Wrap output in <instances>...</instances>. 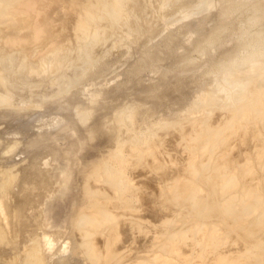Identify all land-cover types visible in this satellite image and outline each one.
Masks as SVG:
<instances>
[{
  "label": "rangeland",
  "instance_id": "obj_1",
  "mask_svg": "<svg viewBox=\"0 0 264 264\" xmlns=\"http://www.w3.org/2000/svg\"><path fill=\"white\" fill-rule=\"evenodd\" d=\"M70 1L71 0L39 1V3H42V8H48L50 15L52 14L51 16L54 17L58 10L60 14L58 15L60 17L62 14L65 15L67 19L65 28L59 33L58 37H52L48 43L46 41L41 42L34 50L24 49L25 55L22 54L23 50L20 51L5 44L2 40V33L0 34V58L3 61L1 62L2 66L0 63V183L3 184V190L0 192V207L4 210L2 212L7 214L4 215L5 217H10L12 215V218L14 217V219L11 217V219H8L9 217L5 219L4 217L3 220L5 221L2 220L3 225L7 228L6 231H8V234L6 232V235L8 239H10L8 242H10L7 243V245L3 244L6 247L2 246L1 248L0 245V261H3L4 264L6 262H9L8 264H23V258L29 245H34L39 247V252H44L42 255L44 259H46L44 260L46 264H66L64 263L66 261L68 262L67 264H89L87 260L84 258V260L82 259V255H75V248L79 250V247H76L79 245H76L79 241L75 242V237H78L76 236L78 234L76 233L75 227H73V222L75 217L79 215V212L86 207L85 204L87 201L84 198L86 194L83 191L84 186L86 184L97 185V181H95L97 179L103 180L98 183V185L103 186V188L105 187L106 189L104 190H108V195L112 193V199L107 205V207H111L110 210H113L112 212L116 211L114 212L116 214L120 209L123 211H131L132 209L133 211H141V216L138 212L136 216L135 212V214L130 213L131 215H129L128 211H122L123 214L121 212L119 216L117 215V217L126 218H120L122 222L129 220L130 216H132L131 218H134V216L138 218L140 216V221H146L143 222L144 224H140L139 232L133 231L139 234L137 237L140 239L134 238L136 242L138 241L137 243L134 242L132 237V230L135 229H131V233L128 235L129 229L126 228V230L128 229L126 232L125 227H123L126 232L124 237L127 238L129 236L128 238L133 243L131 244V242L125 240V238L124 240L122 238L119 240L120 242L116 245L118 246L116 248L121 252L119 250L116 251L121 256L113 260L115 264H117V262L118 264H128L129 262V264H136L139 261H144V264H146L151 255H153V246H159L160 244H162V247L165 246L162 238H165V232L163 236V231L158 230V228L163 230L172 229V232L179 231L186 233L189 231L190 233L187 232L185 234L188 239L185 238L186 240L184 241H189L188 245L187 243H181L184 239L181 241L178 240L180 241L179 244L181 248L184 246L186 247L185 250L189 248V251H186L187 253L190 252L189 254L197 252L196 250L198 249L200 251L202 244L196 246V244H200L197 241L199 234H201L200 238L202 236V233H198L203 229L200 225L205 227L209 225L208 223L213 224L217 223L218 219L219 221L222 220L221 214L219 215L220 217H215L213 216L214 213L210 212L214 220L215 218L217 220L213 221V223L209 222L211 221V217L210 215L208 216L209 213L207 214L206 211L209 212L210 210H206V216L203 214L202 218H209L206 220L204 219L203 221L206 222L203 223V221H201V216L197 212L194 213L189 211L190 209L194 211L196 206H200L197 205V203L201 204L204 199L202 196L204 195V191L207 189V186L212 183L213 176H210L212 173L209 174L208 171H210V169L206 168V166L210 167L208 163L211 162V159H209V161L207 159L208 154H206V160L202 159L204 162L207 161V164L203 162L199 163V175L197 179L199 190L196 193V197L199 199H186V202L191 201L190 203H186L184 199L186 198V193L184 191L183 195H181L182 193L180 194L183 197L179 195L180 197L177 198V202L176 200H172L170 203L173 202L172 206L174 209L172 208L170 209L171 212L170 210V213L168 212L171 216L169 215L166 219L167 224H165V226L167 225V228L162 225V221L168 214L165 212L168 211L167 206L169 205L170 207L171 204L160 200L162 199L160 196H162L163 193L162 197H164V200H170L169 197H166L168 195H165V193L167 194V190L164 186H168L170 181L173 180L175 176H179V174L181 179H187L185 176H187L189 172L187 168H184L185 166L187 167V165L183 162V159L185 160L191 157V152L202 150L200 148L197 150L196 146L193 145L189 148L185 138L181 139L185 135H180L179 131L181 132L187 124L189 127L187 126L182 133L185 131L186 134H189L192 131L187 132V128L194 129L192 127H195L194 130L198 128V133L193 131L192 134H187L186 140L189 141L192 139L190 138L192 135H197L202 132L205 133L206 130L204 129L207 128V125H209L208 123H210L209 127H213L215 123L221 124V121H224L227 116L226 110L230 112L228 108L232 106L231 103L233 101H239L237 100L238 98L234 100V97H228L229 99L226 100L229 93H226L221 87L225 84L226 79L229 81L231 79L228 78L241 79L244 75L249 74L258 78V84L256 85L260 90H263L264 60L257 59L256 61L255 57L258 58V56L255 55H259L258 53L260 52L264 54V0H123L121 2L124 3L119 4V7H114L111 10L108 8H98L94 12H91V16L96 19L95 21L98 23H93L94 19H92L89 22H92L91 24L96 26H92L90 23L87 24L84 31L86 35H82L84 38H87L86 44L83 43L84 41L81 39L83 38L82 36L76 37L72 32V17L74 21L76 12L75 10H71ZM108 1L112 2L113 0ZM3 3L4 1L0 0V28L2 25L4 26L5 20L10 15V12L7 13L3 11L4 8H1ZM83 3L84 2H82V4ZM8 6L12 8L11 5ZM9 10L13 11L11 9ZM18 12L24 15V13ZM31 13L32 15L30 14L28 19L34 20L35 18L33 15L35 16L40 12L36 14H34L35 12ZM110 13L116 14L118 20L115 17L114 20L112 19L113 23L107 24L106 18ZM116 20L118 23H115ZM105 24L107 25L106 29H104V26H106ZM112 24H116L117 26L115 25L113 27ZM116 27L117 31H115ZM94 29L99 30L95 33L96 30L94 31ZM79 41H81L84 46H80ZM250 61H254L253 64L255 63L253 66L254 68H252L255 71L250 70L251 73L249 68L252 62ZM226 71H231L229 73H232L233 76H225L227 75ZM237 88L239 90L240 87H236L235 90H237ZM231 89H234V86L231 87ZM202 95L213 97L215 102H218V105L215 104L214 108H217L220 113L224 111V113L222 112L224 116H220V113L218 114L216 109L215 111H213V109L210 111L208 105L206 107L204 102L201 103ZM199 101L200 104H204V107L201 105L198 106ZM224 101L227 103L226 106H231L227 108L224 107L226 104ZM221 102L224 104H220L223 107L219 106ZM223 108H226V110ZM127 110L133 113L129 112L131 115L126 114L128 113ZM132 114L134 115L132 116ZM129 115L130 117L127 120L126 116ZM200 115L203 117L207 116L205 117L207 118L205 119L207 122L205 123L206 126H204V123L202 124V118H199L201 117ZM210 115H212V117ZM215 115H218L216 118L224 117V120H216ZM208 116L215 119L216 122L208 118ZM123 118L126 120L125 123L122 122ZM192 118L194 122L190 120ZM226 118H228V116ZM118 121L122 122L124 126L122 123H118ZM186 121L189 122L182 127ZM190 122H192V125ZM196 122H199L201 127L199 123ZM212 122L214 123L213 125H211ZM195 123L197 125H195ZM251 123L256 124L257 118H253ZM126 124H131L130 127L132 128L128 129L129 125ZM125 127H127L128 130ZM251 127L252 126H250V128ZM259 127L264 129V125H259ZM199 129L203 131L201 132ZM256 129V126L250 129V131H253V134L250 132V136L249 134L242 133L244 136L241 134L239 137L236 135L238 132L234 133L235 136H232L234 134H229L230 136L228 135L227 138L230 137L229 139L231 140V136L232 138L238 137L233 138L232 140L234 141L235 139L238 140L241 138V143L235 141L239 145L236 143V145H231L229 139L228 141L230 143L226 140L229 144L228 146L225 142V144L223 143L224 146L218 148L217 152L211 154L213 157L216 156L214 161L216 162L218 159V155L216 154H219V158L222 159L223 157L220 154L225 156L226 149H228L227 155H230L231 158L229 156V159L226 158L227 155L225 158L230 162L228 163L229 169L233 167L232 171H234L240 167L236 174L238 172H240L238 174H244L246 171L250 176H254L257 179L259 178V181H264V164H262L264 162V159H262L264 158V145H262L264 144V137L262 136L264 135H258V130ZM167 132H170L169 135L175 134L174 136H177V133L178 136L174 138L184 142L180 143L172 138V136L168 137L169 135ZM158 133H162V137L170 138V140L162 138V142V140H160L161 135ZM246 133H249L248 129H246ZM247 136L249 137L247 140L245 139L246 142L244 144L243 140L247 138ZM258 136H261V139H259ZM157 138L160 139L156 141ZM171 139H173V142L177 141L176 147L184 145V148H181L188 151V153L183 150H181V152L189 155L183 154L185 157L182 158L183 155L180 153V146L178 147L179 149L174 147L179 150V152L176 151V149L172 147V144L175 143H173ZM164 140L167 142L171 141L172 143H166ZM154 142L161 145H158L159 149L161 147V150L158 151H162L161 153L164 158L160 155V152L155 151V154H159V156L157 155L158 157H156L159 159L155 158L158 161L148 157L149 159L146 164L144 158L148 155H141L138 157L136 153L139 154V151H143L145 148L150 147V145L153 146L152 143ZM190 142L194 143L192 140L189 141V144H191ZM164 143L168 145L171 144L170 146L166 145L171 149L173 148L171 152H168L170 149L166 146L168 150L163 149L165 148ZM185 145L188 146L189 150L185 148ZM232 146L240 147L237 149L238 153H236L237 151H232L233 154L231 155V150L236 149H229L227 147ZM243 147L247 150L249 149L248 152L250 153H245L246 149ZM194 148L195 150L193 151ZM113 149L122 150L123 156L120 157L119 161L110 163V153H112ZM224 151L225 153H222ZM229 151L231 153H229ZM235 153L238 154L237 158L234 156L236 155ZM260 153H263L262 158L259 156ZM248 154H251L252 158L254 157L253 155H255L254 158H256L259 163L256 159H251V155L249 156ZM164 155L167 157L166 159ZM168 155L170 157L174 156V159H170ZM199 155L202 156L204 154L202 153ZM199 155H197L198 157H196V159L199 158L200 160L201 156ZM100 158L109 162L106 165L109 170L116 171L119 167L121 168L122 172L120 176L123 178V183L129 185V192L124 189L118 190L115 183L111 180L112 177L104 174V172L106 173V168L101 167L102 163L98 161ZM151 159L155 160L157 162L156 164L159 163L161 165L163 163V166L159 167H165L166 170L168 166L171 164L173 165V161L175 160L174 165H176V169L181 168V170H175V167H173L174 165L170 166L172 171H178L176 172L177 174H173L169 169L168 170L171 172H160V174H165L166 172V175L170 174L168 175L170 177L172 175L174 176L170 179V177L161 174L164 176L163 179L166 177L165 180H167V178L169 180H167L168 183L166 181L159 184L156 182H161L162 176L157 173L156 178L155 176L154 178L158 180L156 181L153 178L154 180L152 179L149 183L152 182L153 184V181H156V184L155 186L154 184L151 186L152 184L146 181V179L151 180V174L149 175V172L155 175L156 173L154 172L165 170V168L153 167L155 164H153L154 161L151 162ZM179 159L185 164L184 167L182 166L183 164H181L178 165L179 168H177ZM231 159L234 161L236 160V169L232 164L234 161H231ZM189 160L190 159L187 161L189 162ZM187 161L185 160L186 163ZM149 162L153 165L148 166ZM143 163L145 164L144 166ZM166 164L169 165L166 166ZM204 165L205 167H203ZM258 165L259 167L257 168H260L262 171L257 170V173L261 171V173L256 174L257 177L253 172L256 171L254 169H257L255 166ZM247 166L249 167L246 168ZM260 166H262V168ZM139 167L140 172L147 169L145 173L144 171L142 172L146 175H143V177L138 175L134 179L140 180L146 177V179H142L144 183L140 182L141 180L134 181L131 179L132 175L135 174L136 176L137 173H140L139 171L135 172ZM200 167L204 169L201 170ZM249 168H252V173L248 172L250 171ZM232 171L229 172L231 173ZM184 173H186V175ZM236 174L235 176H237ZM148 175L150 178H147ZM245 175L247 176V174H244V176ZM88 176L89 179H87ZM157 176H161V179ZM250 176H247L248 178L245 177L248 179V182H245L243 177H241V180L240 177L238 178V181L240 180V185L244 183L250 185L249 187H245V185L248 186V184L237 186L245 188L243 189L244 192H241L244 193L243 197L238 193L240 197H238L237 201L234 203V209H238L245 203L253 200L254 207L252 211L256 214L258 213L257 210L260 212L262 208L264 209V191L261 192L259 190L260 188L256 190L254 185H259V181L255 178H249ZM187 177L189 178V176ZM249 179L252 180L250 183ZM109 180L111 181L110 184ZM136 181L138 183H136ZM253 181L256 183L251 185ZM261 183L260 181V184ZM262 184L264 186V183ZM145 185L148 187H156V185L158 187L159 185L158 189L153 190L152 188L151 190H153V192L158 190V193L155 191L156 194L154 196L160 192L161 194L158 195V197L156 196L157 198L154 197L153 193L150 194L152 191L150 190L149 192L148 187H145V190H143ZM160 186L164 187L166 191L163 192L162 189L159 190ZM260 186L261 185L258 187ZM90 187H95L96 189V186ZM146 188L148 191H146ZM231 188L235 191L237 189L242 190L240 188ZM252 188L253 190H251ZM263 188H261V190H263ZM212 189L217 192L219 189L218 184H215ZM136 190L141 191L137 192ZM142 190L143 192L146 191V193H143ZM238 190L234 192L237 194V192H239ZM246 191H249L248 194ZM147 192H149V195H147ZM217 194H221V192ZM138 195H141V198L149 196L150 198H145L146 201L151 200V197H153L151 202L153 203V210H148L147 207L149 206L150 208L152 206L150 205L151 203L145 205L143 203L145 199L141 200L140 197H137ZM85 197H87V195H85ZM222 197H224V195H221L219 198ZM254 197L259 199L258 202L253 199ZM158 198L160 199L158 200ZM207 198L212 199V196H207ZM214 198H216L217 201L219 200L218 196ZM15 199L19 201H14ZM223 199L224 198L219 201L222 202ZM156 200H158V202ZM180 200L182 204L181 202L179 203ZM12 201L16 202L14 203L16 205L19 202L17 205L18 207L15 205L16 209L19 208L18 210L12 211L15 207L8 209V207L14 205ZM163 202L164 204L166 203V206L162 204ZM192 202L194 205L196 204V206H193ZM159 203L162 205H158ZM184 203H186L185 205L187 206H184ZM120 205L124 207L121 208ZM126 205L128 207H125ZM154 205L156 208L161 206L160 210L164 207L162 208V212L159 213V209H156ZM191 205L193 207L187 212L186 209ZM179 207H183V209L180 210ZM145 208L150 211L151 214L155 213L152 211H156V214L152 216V218L157 215V217L161 216L160 218L162 220L156 217L159 222L154 218L153 220L155 221L152 222L151 215L147 213L148 211H146ZM175 209L176 211H174ZM8 210L10 212L12 211V213H9L10 215L7 212ZM143 210H145L144 212L146 214L142 213ZM183 210L184 212H181ZM126 213L129 217L124 215ZM161 213H164L166 216ZM249 213H247L246 217L249 216L250 218H243V220L246 221L244 223L250 230L249 235L251 237L264 239V225L252 227L251 219H254L257 214L254 215L253 213ZM143 214L146 216H143ZM235 214H237V212ZM15 215H17V217ZM245 215L246 214L241 216L245 217ZM144 217H146V219ZM197 218H200L201 222H199ZM231 218L232 216L228 217V219ZM122 222L121 224L123 225ZM239 222L241 221H238V223ZM148 223H151L153 229L154 227L156 228L157 225L159 227L156 228L157 230H153L151 225L149 227ZM197 226L201 228L198 231ZM222 230L225 236L221 242L225 244L228 241L226 244L230 246V249L223 248L224 246H228H226V244L224 245L220 242L219 246H217L215 242L212 243L210 241L209 244H206V249H204L206 252L202 249V257L209 260L206 261V259L204 260L203 258L201 264H205V262L206 264H211L214 258L210 256H214L216 251H219H215V249L221 248L224 249V252H221L225 254H241L239 256L241 258L240 264H253L254 260L257 264H264V249L257 246V248H247L246 245L244 246L240 241L239 243L241 244L239 245V243H237L238 241L234 239L235 234H228L227 237L226 232H224L225 230ZM157 231L161 233H157ZM43 236L47 238L48 241H52V243L49 242L44 244V239H42ZM121 236L123 237V235ZM178 237L184 238V235L181 236L180 234ZM191 237L192 239H190ZM229 237H233V239H227ZM33 242H38L39 245ZM40 244L42 246H40ZM49 244H52V251L49 250L51 248ZM234 244L240 249L237 248V246L233 249L234 246L232 245ZM44 245L46 249L43 248ZM209 245L210 249L207 248ZM214 245L217 246V248L214 249ZM47 247H49V249H47ZM241 247H244L242 248L243 250ZM150 249L151 251H149ZM231 249L234 251H231ZM47 250H49L50 253L49 251L47 252ZM212 250L215 251V254L212 253ZM207 253H209V255ZM255 254L258 255L256 256ZM77 258L80 260L79 262H76ZM125 258L126 260H122ZM200 260L202 259H197L196 257L194 263L199 264ZM246 261L248 262L246 263Z\"/></svg>",
  "mask_w": 264,
  "mask_h": 264
},
{
  "label": "bare ground",
  "instance_id": "obj_2",
  "mask_svg": "<svg viewBox=\"0 0 264 264\" xmlns=\"http://www.w3.org/2000/svg\"><path fill=\"white\" fill-rule=\"evenodd\" d=\"M4 1V3H3V5H1L2 7L1 8H4V10L3 11H5V12H7V13H9L10 12V15L8 16V18L5 20V24H4V26L2 25V27L0 28V34H1V36L4 38H2V40L4 41V43L5 44H7L8 46H10V47H14V48H16L17 50H23V55H25V51H24V49H27V50H34L36 47H37V45L38 44H41V42H49V40L52 38V37H58L59 36V33L65 28V23H66V17H65V15L64 14H62L61 15V17L59 16L60 14H59V10L57 11V13H56V15H54V17L53 16H51L50 15V12L48 11V8L47 7H43L42 8V3H39V1H42V0H3ZM112 1V0H111ZM121 1H123V0H113L112 2H109L108 0H85V1H83V0H79V1H77V0H71L70 1V8H71V10L73 11V10H75V12H76V15H75V17H74V21H73V17H72V23H73V25H72V32H73V34L74 35H76V37L77 36H82L83 34H85L86 35V32H84L85 31V29H86V27H87V24H89L90 23V25H92L91 23L92 22H89V21H91L92 19H94L92 16H91V12H94L96 9H106V8H108L109 10H111L112 8H114V7H119V4H121V3H124V2H121ZM82 2H84L83 4H82ZM257 2V1H256ZM255 2V3H256ZM11 5L12 6V8H9L10 6H8V5ZM45 4V3H44ZM257 4V3H256ZM8 7H7V6ZM9 8V9H11V10H13V11H10L9 9H8V11H7V9ZM255 8V7H254ZM44 10H45V13H44ZM48 12H47V11ZM18 11H20V12H22V13H24V15L23 14H21V13H19ZM43 11V12H42ZM31 12H35L34 14H36L37 12H40V13H38V14H36L35 16L33 15V17L35 18L34 20H29L28 18V16H30V14L32 15V13ZM47 12V13H46ZM61 13V12H60ZM41 14V15H40ZM59 14V15H58ZM38 15V16H37ZM58 15V16H57ZM52 17H53V20H52ZM117 18V16H116V14H112V13H110V14H108V16H107V18H106V21H107V24H110V23H113V20H114V18ZM55 19V20H54ZM113 19V20H112ZM96 19H94V21H93V23H98L97 21H95ZM117 20H118V18H117ZM117 20H116V22L115 23H118L117 22ZM52 21H53V23H52ZM112 21V22H111ZM51 23V24H50ZM50 24V25H49ZM6 25V26H5ZM49 25V26H48ZM106 25V24H105ZM113 25V24H112ZM112 25H111V28H112ZM116 25V24H115ZM115 25H113V27L115 26ZM92 26H96V25H92ZM97 26H99V25H97ZM117 26V25H116ZM106 27H107V25L106 26H104V29H106ZM96 28V27H95ZM97 28H99V27H97ZM96 30V31H95ZM99 29H94V31H95V33L98 31ZM114 30V29H113ZM21 31H22V33H21ZM115 31H117V27L115 28ZM21 35H20V34ZM114 34H115V32H114ZM83 37V36H82ZM84 42V44H86L87 43V38H81ZM81 39H79V40H81ZM80 43V46H84V45H82V43H81V41H79ZM259 55H255V56H258V58H256L255 57V59H256V61H257V59L258 60H264V54H262V52H260V53H258ZM262 54V55H261ZM261 55V57H260V59H259V56ZM1 62H3L2 60H1V58H0V63ZM248 62V61H247ZM250 62H252L251 63V66H250V68H249V71L251 70H253L252 68H254L253 66L255 65V63L253 64V62L254 61H250ZM249 63V62H248ZM264 64V63H263ZM1 66H2V63H1ZM1 66H0V68H1ZM260 67H262V66H260ZM263 67H264V65H263ZM248 71V72H249ZM251 71H250V73H251ZM253 71H255V70H253ZM227 72V71H226ZM225 72V73H226ZM229 72H231V71H228L226 74L227 75H225V76H229V75H231V76H233L232 75V73H229ZM228 79H231L230 81L229 80H227L226 79V82H225V84H223L221 87H222V89L223 90H225V92L226 93H229L228 95L229 96H227V99L226 100H228L229 98L228 97H234L233 99L235 100L236 98H238L237 100H239V101H237V102H234L232 99V103H231V105H228V106H231L230 108H228V110L230 111V112H228L227 110H226V108L228 107V106H226L227 105V103L224 105L222 102L221 103H219V106H221V107H223L222 105H224V107H226V108H223V109H225L226 110V114H227V116H228V118H226L225 117V120H224V117H219V118H216V116H218V115H215V118H216V120H220V119H222V120H224V121H221V122H217V123H221V124H216L215 123V125L213 126V127H209L210 126V123H208L209 125H207V128H205L204 130H206V132L205 133H203L202 131L203 130H201V129H199L202 133H199V134H194V135H192L190 138H192V139H190V140H192V142H194V143H191V144H189V141L188 140H186L187 138V134L185 133V131L182 133V131L188 126V122L186 121V123H184L183 124V126L182 127H184L185 126V124H187V126L180 132L179 131V134L180 135H185L184 137H180L179 136V139L181 138V139H183V138H185V141H187V145L189 146V148H190V146L191 145H193V146H196V148H197V150H198V148H200V149H202V150H198V151H194L195 150V148L193 149V151L195 152V153H198V154H195L194 152H191V154H192V156L191 157H189L188 159H190L189 160V162L187 161L188 159H185L186 161H187V163L185 162V160L183 159V162L187 165V167L185 166L184 167V165L185 164H183V162H181L182 160V158H184L185 157V155H183V154H187L188 153V151H186V150H183V146H181V145H179V146H175V145H177V141H179L178 139H176V138H174V137H177L178 136V134L176 133V135L177 136H174L175 134H172V135H169V133L171 132H167L168 133V137H170V136H172V138H174V139H176L175 141L176 142H173L172 140L173 139H171V141L173 142V143H175V144H172L173 146V148L174 147H176V148H181V147H183V148H181L180 149V153H182V158L181 159H179V163L177 164V168H179L178 167V165H181V164H183L182 166L184 167V168H187V171L189 172L188 173V175L187 176H189V178L187 177V176H185L186 175V173H184V174H181V175H184L187 179H185V178H183V179H181V177H179L180 176V174H179V176H175V178H173V180H171L170 181V183L168 184V186H164L165 187V189L167 190V194L165 193V195H168V196H166V197H169V201H166V200H164V197H162L163 196V193H162V196H160L162 199H160V198H158V200L160 199V200H162V201H164V202H168V204H171L170 205V207H169V205L167 206V208H168V211H165L166 212V214L169 212V210L170 209H172L173 208V202L172 203H170L172 200H176V202H177V198L178 197H180L181 195H183V192L185 191V193H186V198H184L185 199V202H186V199L187 200H198L199 198H197L196 197V193H197V191L199 190V184L197 183V179H198V175H199V163H201V162H203L204 164L206 163L207 164V161H205L204 162V160H206V154H208V157H207V159H208V161H209V159H211V164H212V166H211V164L210 163H208V166H210V167H207L206 166V168H209L210 169V171H208L209 172V174H211L212 173V175H210V176H213L212 178V183H210L208 186H207V189L204 191V195H202L203 197H204V199H203V201L201 202V204H199V203H197V205H200V206H196V204L194 205V203L192 204L193 206H196L194 209V211L193 210H191L190 208H192L193 206L191 205L189 208H187V207H185V208H187L186 210H187V212H188V210L190 211V212H197L200 216H201V221H203L204 219L206 220L207 218H209V217H204V218H202V216H203V214L205 215V211L206 210H210L209 212L208 211H206L207 212V214H208V216L210 215V217H211V221H209V220H207V221H209V222H212L213 223V221H216L217 219L215 218V220H214V217H212V215H211V213L213 212L214 214H213V216H217V217H220L219 215L221 214V216H222V220H220L219 221V219H218V221H217V223H213V224H210V223H208L209 225H206L205 227L204 226H202V225H200L203 229H202V231L200 230V232H198V233H202V236H201V238H200V235L201 234H199V238H198V242L200 243V244H196V246L197 245H201L202 244V248L200 249V251H199V249H198V247H197V249L198 250H196L197 252H193V253H191V254H189V253H187L186 251L188 250L189 251V248L187 249V250H185L186 249V247L184 246L183 248H181V245L179 244L180 243V241L181 240H183V242H181V243H183V244H186L187 243V245H188V243H189V241L188 242H184L186 239L185 238H187L186 237V233L188 232V233H190L189 231H187L186 233L185 232H179V231H173L172 232V229L170 230V229H160V228H158V230H162L163 232H162V234H163V236H164V232H165V238L164 237H162L163 238V240H164V244H165V246H163L162 247V244H160L159 246H153L154 247V249H153V255H151V257L149 258V261L146 263V264H197V263H194V259H196V257H197V259H199V258H201L202 260H200V262H199V264H201L202 262H203V258L204 257H202V253H203V251H202V249L204 250V249H206L205 247L207 246L206 244H209V242L211 241L212 243L213 242H215V245H217V246H219V244H220V242L224 239V234H223V230L222 229H224L225 231L224 232H226V234H227V237H228V234H231V235H234L235 234V237H234V239L236 240V241H238L237 243H239V241L241 242V243H243L244 244V246L246 245V247L248 248V247H254V248H257V247H261V249H264L263 247H264V239H260V238H257V237H251L249 234H250V230H249V228H248V226L244 223V222H246L245 220H243V218H250L249 216L248 217H246L247 216V213H255V212H253L252 210H253V207H254V203H253V200H250V202H247V203H245L243 206H241L240 208H238V209H234V203L237 201V199H238V197H243V194L244 193H241L242 191H243V189L245 188V187H249V185L250 184H248V183H244V184H248V186L247 185H245V187L244 188H240V187H237L238 185H240V180H241V177H243V180H245V182L248 180V179H246V178H248L247 176H250L248 173H246V171L244 172V171H241V172H244V174H247V176L245 175L244 176V174H238V173H240V172H238L237 174H236V172L238 171V168L240 169V167H236V160L234 161L233 159H234V157H233V159H231V161L233 160L234 161V163L232 162V164H233V166L235 167V169L236 170H234V171H232V168L233 167H231V169H229L228 168V163H230L229 162V158H228V156L230 157V155H227L228 154V149H226L225 150V148H224V150L226 151V154H225V156L227 155V157L226 158H228V159H226L225 158V156H223L222 154H220L222 157V159H220L219 157V154H216V155H218L217 156V160H216V162L214 161V158L216 157H213V156H211V154H213V153H215V152H217L218 150V148H220V147H222V146H224L223 145V143L225 144V142H226V140H227V142H229L231 145L233 144V145H239L237 142H235V141H238V142H240V139H235V141L234 140H232L233 138H238V137H233L232 138V136H235V132H238V134L236 133V135H238L239 137H240V135L242 134V133H244V134H249V136H250V132H251V134H253L252 132L253 131H250V129L251 128H254L255 126L257 127V129L256 130H258V132H257V134L259 135H264V129H262V128H260L259 127V125L260 126H263L264 125V87H263V90H260L259 88H258V86L256 85V84H258V78H255L254 76H252V75H249V74H247V75H244L241 79H237V78H228ZM229 81V82H228ZM257 83H256V82ZM249 82H251V83H249ZM249 83V84H248ZM255 83V84H254ZM234 86V89H231V87H233ZM257 86V87H256ZM236 87H240L239 88V90H238V88H237V90H235V88ZM231 90V91H230ZM235 92H234V91ZM242 90V91H241ZM204 95H206V94H204ZM202 97V98H201ZM200 98H201V103H203L204 102V104H205V106L207 107V105L209 106V110L210 111H212V109H213V111H215V109L217 110V108H214L215 107V104L216 105H218L217 103L218 102H215V99L213 98V97H206V96H201ZM240 98V99H239ZM220 101H223V100H220ZM228 102V101H227ZM230 102V101H229ZM204 104H200V101H199V103H198V106L199 105H201L202 107H204L203 105ZM220 104H222V105H220ZM205 107V109L208 111V109ZM221 107H218V108H221ZM199 108V107H198ZM204 109V108H203ZM222 110V109H221ZM209 111V112H210ZM127 112L128 113H126V114H130L131 115V113H129V112H132V111H128L127 110ZM208 112V113H209ZM218 114L220 113L218 110L216 111ZM222 112L224 113V111H221V113L219 114L220 116H224L223 114H222ZM228 112V113H227ZM133 113V112H132ZM204 113H206V112H204ZM216 113V114H217ZM119 114H121V113H119ZM209 114H211V113H209ZM123 115V114H122ZM121 115V116H122ZM125 115V114H124ZM130 115L129 116H126V118H127V120H128V118L130 117ZM134 114H132V116H133ZM204 115H207V114H204ZM213 115V114H212ZM212 115H210L211 117H212ZM201 116V115H200ZM118 117V116H117ZM124 117V116H123ZM205 117H207V116H205ZM205 117H203V116H201V117H199L200 119L202 118V120H201V122H202V124L204 123H207L206 122V120L205 119H207V118H205ZM211 117H209L208 116V118H210V119H212V120H215V119H213V118H211ZM253 118H257V123L256 124H252L251 123V120L253 119ZM199 119V120H200ZM117 120H118V118H117ZM119 120H121V119H119ZM191 121H193V118L192 119H190ZM216 120H215V122H216ZM125 118H123L122 119V122L123 123H125ZM122 122H120V121H118V123H122ZM194 122V121H193ZM209 122V121H208ZM122 123V125L124 126V124ZM128 123H130V122H128ZM191 123V125H192V122H190ZM196 123H199V122H196ZM195 123V125H197ZM214 123L212 122V124L211 125H213ZM126 125H129L128 126V129H131L132 127H130L131 126V124H126ZM253 125H255V126H253ZM174 126V125H173ZM194 126V125H193ZM199 126L201 127V125H200V123H199ZM204 126H206V124L204 125ZM250 126H252L251 128H250ZM122 127V126H121ZM189 127V126H188ZM126 129H127V127H125ZM192 128H194L195 129V127H192ZM250 128V129H249ZM127 129V130H128ZM194 129H191V128H187V132H189V131H191L188 135H190V134H192V132L193 131H196L195 133H198V128L196 129V130H194ZM246 129H248V132L249 133H246ZM180 130V129H179ZM254 130V129H253ZM256 130H255V132H256ZM162 131V130H161ZM164 131V130H163ZM174 131V130H173ZM175 131H176V129H175ZM160 132V131H159ZM162 133H164V132H162ZM160 134V133H158V134H160L161 135V139L160 138H157L156 139V141L157 140H162V142H163V139H166V138H164V137H162L163 136V134ZM231 135V134H234V135H232L231 136V140L229 139V138H227L228 137V135ZM244 134H242L243 136H244ZM257 134H255V135H257ZM159 135V136H160ZM229 135V136H230ZM242 136V137H243ZM249 136H247V138H244V144H245V139L247 140L248 139V137ZM254 136V135H253ZM260 136V137H261ZM246 137V136H245ZM259 137V136H258ZM257 137V138H258ZM259 137V139H261ZM262 137H264V136H262ZM163 138V139H162ZM180 139V140H181ZM194 139V140H193ZM228 139H229V141H228ZM167 140H170V138H167ZM165 141V140H164ZM170 141V142H171ZM232 141H233V143H232ZM242 141V142H243ZM261 141V140H260ZM263 141H264V138H263ZM262 141V142H263ZM158 142H160V141H158ZM166 143H170L169 141L167 142V141H165ZM171 142V143H172ZM180 143H183L182 141H179ZM226 142V145L228 146L229 144ZM161 143V142H160ZM166 143H164V147L166 146V145H168V144H166ZM179 143V144H180ZM236 143V144H235ZM241 143V142H240ZM153 144V146L152 145H150V147H147V148H145L143 151H139L138 153L139 154H137L136 153V155L138 156V157H140L141 155L143 156V155H148L147 157H145L144 159L146 160L145 161V163L147 164V162H148V157H151V158H153V159H155L156 157H158L159 156V154H155V151H158V150H161V147H160V149H159V146H161V145H159L158 143H152ZM156 144V145H155ZM159 145V146H158ZM171 144H169L168 146H170ZM230 145V146H231ZM241 145V144H240ZM262 145H264V144H262ZM163 146V145H162ZM168 146H166V147H168ZM186 146V145H185ZM188 146H186L185 148H187V150H189V148H188ZM244 146H246V145H244ZM166 147L165 148H163V149H165V150H168V148L170 149L168 152H171V150L173 149H171L170 147H168L167 149H166ZM226 147V146H225ZM262 147V146H261ZM176 148H174V149H176ZM178 148V149H179ZM227 148H229V149H232V148H234V149H236V150H231V152L232 151H237V149L238 148H240V147H234V146H232V147H227ZM244 148V147H243ZM248 148V147H247ZM162 149V150H163ZM244 149H246V148H244ZM164 150V151H165ZM181 150H183V151H186L187 153H183V152H181ZM192 150V149H191ZM216 150V151H215ZM247 150V149H246ZM245 150V153H250V152H248V150L246 151ZM176 151H178L179 152V150H177L176 149ZM225 151L224 152H222V153H225ZM158 152H160V155L162 156V151H158ZM167 152V151H166ZM177 152V153H178ZM230 151H229V153H231ZM204 154V155H199V154ZM236 153H238V151L236 152ZM235 153V154H236ZM233 154V152L231 153V155ZM263 154V153H262ZM262 154L260 153L259 154V156H261V158H262ZM158 155V156H157ZM167 155V154H166ZM170 155V154H169ZM168 155V156H169ZM187 155H189V154H187ZM197 155H199V156H201V159L199 160V158H197L196 159V157H198ZM237 155L238 154H236V155H234V156H236V158H237ZM249 156L251 155V154H248ZM121 156H123V153H122V150L120 151L119 149H113V151H112V153H110V160H109V162L110 163H115V162H117V161H119L120 160V157ZM161 156H160V158H161ZM165 156V155H164ZM171 156H173V155H171ZM203 156H205V157H203ZM254 157H255V155H253ZM163 157V156H162ZM170 157V156H169ZM168 157V158H169ZM188 157V156H187ZM248 157V156H247ZM251 157V159H253L252 158V155L250 156ZM249 157V158H250ZM264 157V156H263ZM164 158V157H163ZM162 158V159H163ZM167 157L165 156V159H166ZM176 158V157H175ZM177 158H179V157H177ZM231 158V157H230ZM259 158V157H258ZM156 159H159V158H156ZM155 159V160H156ZM164 159V160H165ZM170 159H174V156L173 157H170ZM192 159V160H191ZM202 159H204V160H202ZM254 159H256V158H254ZM262 159H264V158H262ZM261 159V160H262ZM152 160V159H151ZM151 160H149V161H151ZM152 160L151 162H153V164H155V166L152 164V163H150L149 162V164H148V166H152L153 165V167H155V168H157V167H159V166H163V163L160 165L159 163L158 164H156L157 162L156 161H158V160ZM164 160H163V162H164ZM169 160V159H168ZM219 160V161H218ZM260 160V159H259ZM98 161L100 162V163H102V166L101 165H99V164H97L98 166H101L102 168H106V173L104 172V174L105 175H107V176H109V177H112L111 178V180L115 183V185H116V187H117V189L118 190H122V189H124V190H126L127 192H129V185H126L125 183H123V178H122V176H120V174H121V168L119 167L118 168V170H116V171H112V170H109V168L106 166L109 162L107 161V160H105V159H98ZM160 161V160H159ZM165 161H167V160H165ZM170 161V160H169ZM173 161V160H172ZM177 161V160H176ZM256 161L258 162V160L256 159ZM174 162H175V160L173 161V165H174ZM244 162H245V160H244ZM253 162H255L254 160H253ZM259 163V162H258ZM231 164V165H232ZM255 164H256V162H255ZM255 164H253V165H255ZM262 164H264V162L262 163ZM145 164L143 163V166H144ZM164 165H165V163H164ZM167 165H169V164H166V166ZM172 164L170 165V166H173ZM200 165H203V164H200ZM230 165V166H231ZM91 166V165H90ZM170 166H168L167 167V170H166V168L165 167H159V168H165V170H162V171H160L159 169V172H154V173H156L155 175H153L151 172H149V175L151 174V180L150 179H146V177H144V178H142V179H146V181L149 183L150 181H152V179L154 178V176H155V178H156V175H157V173L159 174V175H161V174H163V175H165V176H167V177H170V176H168V175H170V174H167L166 175V172H165V174L164 173H161L160 174V172H163V171H168V172H171L172 170L170 169ZM176 165H174L173 167H175ZM181 166V167H182ZM92 167V166H91ZM152 167V168H153ZM172 167V168H173ZM203 167H205V165L203 166ZM211 167H212V169H211ZM249 166H247L246 168H248ZM256 168L257 167H259V165L258 166H255ZM254 167V168H255ZM261 168H262V166H260ZM143 168V167H142ZM141 168V169H142ZM149 168V167H148ZM183 168V169H184ZM201 168V167H200ZM205 168V169H206ZM253 168V167H252ZM252 168H249V170L250 171H248V172H251L252 173ZM140 167L135 171V172H137V171H139L140 172ZM145 169V168H144ZM171 170V171H169V170ZM174 169V168H173ZM202 169H204V168H201V170ZM241 169H242V167H241ZM153 170H154V168H153ZM175 170H181V168H179V169H176V167H175ZM175 170H173L172 172H173V174H175L176 172H178V171H176V172H174ZM185 170V169H184ZM232 171L231 173H234V174H231L229 171ZM254 170H256V171H254L253 173H255V176H257L256 174H259V173H261V169L259 168H257V169H254ZM257 170H261L259 173H257ZM142 171V170H141ZM144 171V173L147 171V169H145V170H143ZM142 171V172H143ZM150 171V170H149ZM157 171V170H156ZM142 172H140V173H137L136 174V176H135V174L134 175H132V177H131V179H133L134 181L135 180H139V179H134V178H136L138 175L139 176H142L143 177V175H146V174H144V173H142ZM167 172V173H168ZM179 172H181V171H179ZM250 173V174H251ZM129 174H130V172H129ZM132 174V173H131ZM140 174H142V175H140ZM177 174V173H176ZM191 174V175H190ZM208 174V175H209ZM235 174L237 175V176H235ZM149 175L147 176V178L149 177ZM153 175V176H152ZM172 175V174H171ZM253 175V174H252ZM162 176V175H161ZM161 176H157V177H161ZM172 176H174V175H172ZM172 176L170 177V179H172ZM209 176V177H210ZM163 177L164 176H162V180H160L161 182H156L158 179H155L156 181V183H159V184H161L162 182H166L167 180H169L168 178H167V180H165V178L163 179ZM240 177V180L238 181V178ZM246 177V178H245ZM258 177V176H257ZM141 178V177H140ZM150 178V177H149ZM249 178H252V179H254L255 177L253 176H250ZM87 179H89V176L87 177ZM142 179H140L139 181L140 182H143L142 181ZM153 179V180H154ZM161 179V178H160ZM256 180H258L259 181V178L257 179V178H255ZM165 180V181H164ZM95 181H97V185H94V184H92V185H89V184H86L85 186H84V192L86 193L85 195H87V197H85V195H84V198H85V200L87 201V203L85 204V200H84V204L86 205V207H85V209H82L80 212H79V215L78 216H76L75 217V220H74V222H73V227H75V229H76V233L78 234V235H76V236H78V237H75L76 238V240H75V242H77V241H79V243H76V245L77 244H79V245H77L76 247H79V250H77L76 248H75V250L76 251H74L75 252V255H77V254H80V255H82L81 257H82V259L84 258L85 260H87L88 261V263L89 264H113L114 262H113V260L114 259H117L119 256H121V255H119L118 254V252L116 251V250H119V249H117L116 247H118V246H116V245H118L119 244V240H121V238L124 240V238H125V240H127V241H130V239L128 238L129 236L128 235H130V230L131 229H135V230H132V237H133V240H134V242H136L135 241V239H140L139 237H137V236H139V234H137V233H135V232H133V231H137V232H139L140 231V224L141 223H143V222H146V221H144V220H142V221H140L141 219L139 218L141 215H140V213H141V211L139 212V211H133V209L131 210V211H128V210H124L125 212H127L128 211V213H129V215H131L130 213H133V214H135L136 213V216H137V212L139 213V217L138 218H135V216H134V218H131L132 216H130L129 217V215H127V213L126 214H124V215H127L128 217H129V220H127V221H123L122 222V220H120V218H123V219H126V218H124V217H117V215L119 216V213H121L123 210H119L118 211V213H114V212H116V211H114V212H112L111 210H110V206H108L107 207V205H108V202H110L111 201V199H112V193H111V195L109 194L108 195V190L106 191V190H104V189H106L105 187L103 188V186H100V185H98V183H100L101 181H103L102 179H97V180H95ZM136 181V183H138ZM145 181V180H144ZM211 181V180H210ZM250 181H252V180H250L249 179V183H250ZM257 181V182H258ZM262 183H264V181H262V180H260ZM260 181H259V185H261L260 187H258L259 185H254V187H256V190H257V188H260L259 190L261 191V192H263L264 191V186H263V184L261 183L260 184ZM88 182V181H87ZM146 182V183H147ZM154 181H153V184H154V186H155V183ZM248 182V181H247ZM111 183V181L109 180V184ZM114 183H113V185H114ZM135 183V184H136ZM144 183V182H143ZM167 183H168V181H167ZM252 184L251 185H253V184H255L254 183V181L253 182H251ZM149 184H152V182L151 183H149ZM148 184V185H149ZM153 184L151 185V186H153ZM165 184V183H164ZM215 184H218V191L217 192H215L212 188L215 186ZM244 184L242 185V186H244ZM139 185V184H138ZM240 185V186H241ZM90 186H96V189H95V187H90ZM135 186H137V185H135ZM140 186V185H139ZM138 186V187H139ZM141 187H142V185H141ZM141 187H140V189H141ZM145 187H148V186H144V189L143 190H145ZM158 187H159V185H158ZM158 187H157V185H156V187H148L149 188V192H150V190L153 188V190L154 189H158ZM162 186H160V188H159V190H163V192L164 191H166L165 189H164V187H162ZM231 187H237V188H240V189H242V190H238L237 188H235V189H237L239 192H237V194L235 193L236 191L235 190H233ZM250 187H252V186H250ZM253 187V188H254ZM253 188L251 189V190H253ZM261 188H263V190H261ZM136 189H139V188H136ZM3 190V184L2 183H0V192ZM143 190H142V192H143ZM153 190H151L152 192H150V194H152L153 193V196L156 194V193H158L157 191L158 190H155L156 191V193H155V191L153 192ZM247 190H248V188H247ZM251 190H249L250 192H253V191H251ZM137 191V190H136ZM139 191H141V190H139ZM139 191H137V192H139ZM146 191H148V189L146 188ZM146 191H144L145 193H146ZM235 191V192H234ZM248 191V192H249ZM255 191V190H254ZM107 192V193H106ZM136 192V193H137ZM143 192V193H144ZM149 192H147V195H149L148 193ZM219 192H221V194H217V193H219ZM244 192V191H243ZM248 192L246 191V193L248 194ZM182 193V194H181ZM184 193V194H185ZM238 193H240L241 195L239 196V194ZM138 194H140V193H138ZM161 194V192L159 193V194H157L156 196L158 197V195H160ZM181 194V195H180ZM207 194V195H206ZM214 194V195H213ZM217 194V195H216ZM141 195L143 196V194L141 193ZM141 195L139 196H137V197H140L141 198ZM146 195V194H145ZM180 195V196H179ZM206 195V196H205ZM221 195H224V197H222V198H224L223 199V201L222 202H220L219 200H221L222 198H219ZM103 196V197H102ZM156 196H154V197H156ZM207 196H209V197H211L212 196V199L211 198H207ZM216 197V196H218V198H219V200L217 201V199L216 198H214V197ZM249 196V195H248ZM147 197V196H146ZM145 196L143 197V198H141V200H143V199H145L146 198ZM149 197V196H148ZM148 197H147V199H148ZM156 197V198H157ZM165 197V198H166ZM181 197H183V196H181ZM124 198V197H123ZM150 198V197H149ZM197 198V199H196ZM207 198V199H206ZM105 199V200H104ZM125 199V198H124ZM152 199H153V197H151V200H147L146 201V199L144 200L145 202H143L145 205L146 204H148V203H151L152 202ZM182 199V198H181ZM250 199H252V198H250ZM253 199H255L256 200V202H258V200L259 199H257L256 197H254ZM17 199H15L14 201H16ZM121 200V199H120ZM158 200H156L157 202H158ZM17 201H19V200H17ZM118 201V200H117ZM126 201H128V200H126ZM162 201H160V202H162ZM13 202V201H12ZM11 202V203H12ZM123 202H125V201H123ZM164 202L162 203V204H164ZM181 202V204H182V201L180 200L179 201V203ZM187 202H189V201H187ZM186 202V203H187ZM191 202V201H190ZM189 202V203H190ZM14 203H16V202H13V204ZM19 203V202H18ZM18 203H17V205H18ZM127 203H129V202H127ZM126 203V204H127ZM166 203L164 204V206H166ZM186 203H184V206H187V205H185ZM196 203V202H195ZM153 203H151L150 205H152ZM154 204H157V203H154ZM161 203H159L158 205H162ZM181 204H179V205H181ZM12 205V204H11ZM10 205V206H11ZM15 205L16 204H14V205H12V207H8V209L10 208H13V207H15ZM16 205V206H17ZM110 205V204H109ZM149 205V204H148ZM147 205V206H148ZM176 205V204H175ZM190 205V204H189ZM121 206V205H120ZM155 206V205H154ZM172 206V207H171ZM183 206V207H184ZM18 207V206H17ZM119 207V206H118ZM122 207H124V206H121V208ZM125 207H128L127 205L125 206ZM144 207H146V206H144ZM161 207V206H160ZM160 207L158 208H156V206H155V208L156 209H159L158 210V212L160 213V212H162V208H164V207H162L161 208V210H160ZM183 207L181 208V207H179L180 208V210L181 209H183ZM264 207V206H263ZM166 208V209H167ZM184 208V209H185ZM19 208H17L16 209V207L15 208H13V210L12 211H16V210H18ZM123 209H125V208H123ZM147 209L148 210H150V209H152L153 210V205L149 208V206L147 207ZM146 208H145V210L146 211H148ZM174 209V208H173ZM145 210H143V212L142 213H145L144 211ZM164 210V209H163ZM237 212V214H235L236 212ZM2 211H4L3 210V208H1L0 207V245H1V248H2V246H4L3 244H5V245H7V243H9L8 242V240H10V239H8V237H7V235H6V232H7V234H8V231H6V229L7 228H5V226L3 225V221H5V220H3L4 219V215H7L5 212V214L2 212ZM12 211L10 212L9 210L7 211L8 212V214L9 213H12ZM123 211V212H124ZM174 211H176V209L174 210ZM123 212H122V214H123ZM135 212V213H134ZM152 212H155V213H153V214H151V212L150 211H148L147 213H149V215H151V219L153 220V218L154 219H156L157 221H158V219L161 217V216H159V217H157V215H156V217L158 218H156V217H153L152 218V216H154L155 214H156V211H152ZM170 212H171V210H170ZM169 212V213H170ZM181 212H184V210L183 211H181ZM211 212V213H210ZM257 212L258 213H256L257 214V216H255L254 217V219L252 218L251 220V223H252V227H254V226H259V225H264V209L262 208V210H260V212H259V210H257ZM17 213H18V211H17ZM16 213V214H17ZM167 214V216L164 214V213H161V214H163V215H165L166 216V218H164L163 219V221H162V225L163 226H165V224H167L166 223V219L168 218V216L170 215L171 216V214ZM173 213H176V212H173ZM249 213V214H250ZM13 214H15V213H13ZM146 214V213H145ZM145 214H143V216L145 215ZM158 214V213H157ZM186 214V213H185ZM193 214V213H192ZM191 214V215H192ZM244 214H246L245 215V217H243V216H241V215H244ZM256 214H254V215H256ZM10 215V214H9ZM18 215V214H17ZM17 215H15L16 217H17ZM158 215H160V214H158ZM13 216V215H12ZM12 216H10L11 218H12ZM146 216V215H145ZM148 216V215H147ZM206 216V215H205ZM232 216V218L231 219H228V217H231ZM251 216V215H250ZM253 216V215H252ZM7 217H9V216H7ZM7 217H5V219L7 218ZM8 218V219H11V218ZM127 217V218H128ZM145 219H146V217H144ZM148 218V217H147ZM12 219H14V217L12 218ZM197 219H199L198 221L199 222H201L200 221V218H197ZM3 220V221H2ZM159 220H162L161 218L159 219ZM149 221V220H148ZM155 220H153L152 222H154ZM156 221V222H157ZM238 221H241V222H239L238 223ZM121 222L123 223V225L121 224ZM155 222V223H156ZM159 222V221H158ZM204 222H206V221H203V223ZM6 223H7V221H6ZM144 224V223H143ZM149 224V227H150V225H151V223H148ZM154 224V223H153ZM156 224H158V223H156ZM155 224V225H156ZM198 224V223H197ZM206 224V223H205ZM3 225V226H2ZM167 226V225H166ZM165 226V228H167ZM8 227V226H7ZM123 227H125V230H126V228H128L129 229V232H128V239L126 238V237H124V234L127 232V230H126V232H125V230H124V228ZM157 227H159L158 225H157ZM156 227V228H157ZM162 227V226H161ZM123 228V229H122ZM151 228H152V225H151ZM150 228V229H151ZM155 227H154V229L153 230H157ZM120 229H121V231H120ZM199 229H201L200 227H198L197 226V231L199 230ZM123 230H124V233H123ZM169 231V232H168ZM121 232H122V234H121ZM160 231H157V233H159ZM168 232V233H167ZM191 232H193V231H191ZM233 232V233H232ZM161 233V232H160ZM134 234V235H133ZM135 234H137V235H135ZM181 234V236H183L184 235V238H179L178 237V235H180ZM263 234H264V231H263ZM121 235H123V237L121 236ZM126 235V234H125ZM160 235V234H159ZM134 236H136V237H134ZM162 236V235H161ZM131 237V238H132ZM264 237V236H263ZM10 238V237H9ZM51 238V237H50ZM135 238V239H134ZM226 238V237H225ZM233 239V237H229V238H227V239ZM42 239H44V241H43V243L44 244H47V243H49V242H51L52 243V241H48V239L47 238H44V236L42 237ZM45 239H47V240H45ZM188 239V238H187ZM190 239H192V237L190 238ZM231 239V240H232ZM178 240H180V241H178ZM235 241V242H236ZM74 242V241H73ZM121 242H123V241H121ZM131 242V241H130ZM138 242V241H137ZM136 242V243H137ZM191 242V241H190ZM208 242V243H207ZM228 242V241H227ZM226 242V243H227ZM34 243V242H33ZM35 243H37L38 244V242H35ZM34 243V244H35ZM42 243V244H43ZM133 242H131V244H132ZM140 243V242H139ZM138 243V244H139ZM221 243H223V242H221ZM225 243V244H226ZM230 243H234V242H230ZM241 243H239V245L241 244ZM137 244V245H138ZM153 244V243H152ZM182 244V245H183ZM224 244V243H223ZM223 244H221V245H223ZM224 244V245H225ZM39 245V244H38ZM50 245V246H49ZM48 246L49 247H51L50 249H49V247H47V249H49L50 251H52V244H49ZM122 245V244H121ZM125 245V244H124ZM213 245V244H212ZM214 245V249L215 248H217V246H215ZM220 245V246H221ZM223 245V246H224ZM228 244H226V246H227ZM40 246H42L41 244H40ZM222 246V247H223ZM232 246H234L233 247V249L237 246V245H232ZM257 246V247H256ZM4 247H6V246H4ZM4 247H3V249H4ZM46 246L44 245L43 246V248H45ZM101 247V248H100ZM120 247V246H119ZM210 247V245L207 247V248H209ZM228 247V248H227ZM227 247H223V248H226V249H230V246L228 245ZM42 248V249H43ZM223 248H221V249H223ZM237 248H239L238 246H237ZM236 248V249H237ZM242 248H244V247H241V249ZM39 247L38 246H34V245H29V248H28V250L26 251V253H25V256H24V258H23V264H46L45 262H44V260H46V259H44V256L42 255V253H44V252H39ZM46 249V248H45ZM99 249H101V250H99ZM210 249V248H209ZM208 249V250H209ZM221 249H215V251L216 250H219L218 252L216 251V254L214 253L215 251H213L212 253L213 254H215L214 256H212L211 254V256L210 257H213L214 259L212 260V262H211V264H240L241 263V258L239 257L240 255L239 254H233V253H231V254H225V253H223L224 252V249L223 250H221ZM240 249V248H239ZM49 250H47V252L49 251ZM185 250V251H184ZM207 250V251H208ZM243 250V249H242ZM242 250H240V251H242ZM245 250V249H244ZM248 250H250V249H248ZM254 250V249H253ZM253 250H252V252H253ZM41 251V250H40ZM50 251H49V253H50ZM120 251V250H119ZM149 251H151V249L149 250ZM199 251V252H198ZM205 252H206V250H204ZM221 251H223V252H221ZM231 251H234V250H232L231 249ZM255 251V250H254ZM46 252V251H45ZM121 252V251H120ZM230 252V251H229ZM235 252H237V251H235ZM234 252V253H235ZM243 252V251H242ZM242 252H239V253H242ZM246 252H248V251H246ZM73 253V252H72ZM210 253V252H209ZM209 253H207L208 255H209ZM48 254V253H47ZM46 254V255H47ZM201 254V255H200ZM206 254V255H207ZM248 254V253H247ZM250 255V254H249ZM248 255V256H249ZM256 256L258 255V254H255ZM260 255V254H259ZM47 256H49V255H47ZM140 256V255H139ZM195 257V258H194ZM209 257V258H210ZM47 258H50V257H47ZM79 258V257H78ZM78 258H77V260H78ZM257 258V257H256ZM8 259V258H7ZM51 259V258H50ZM83 259V260H84ZM137 259V258H136ZM192 259H193V261H192ZM206 259V261L207 260H209V259H207V258H204V260ZM243 259H245V258H243ZM248 259H249V257H248ZM247 259V260H248ZM251 259V258H250ZM48 260V259H47ZM76 260V262H79L80 260H78L77 261ZM122 260H126V258L125 259H122ZM246 260V259H245ZM257 260H259V259H257ZM195 261H199V260H195ZM47 262V261H46ZM120 262H122V261H120ZM210 262V261H209ZM245 262V261H244ZM243 262V263H244ZM248 261H246V263H247ZM254 262L256 263V261L254 260ZM253 262V264H255ZM9 262H6L5 264H8ZM48 263V262H47ZM64 263H68L67 261L66 262H64ZM70 263V262H69ZM128 263V262H127ZM130 263V262H129ZM128 263V264H129ZM145 262L144 261H139V262H137L136 264H144ZM208 263V262H207ZM0 264H4L3 263V261H0ZM60 264V263H59ZM62 264V263H61ZM71 264V263H70ZM75 264V263H74ZM115 264V263H114ZM117 264H118V262H117ZM205 264H206V262H205ZM209 264V263H208ZM257 264V263H256Z\"/></svg>",
  "mask_w": 264,
  "mask_h": 264
}]
</instances>
